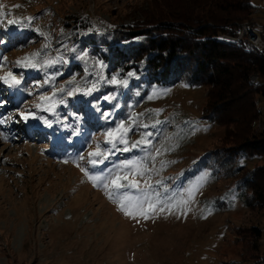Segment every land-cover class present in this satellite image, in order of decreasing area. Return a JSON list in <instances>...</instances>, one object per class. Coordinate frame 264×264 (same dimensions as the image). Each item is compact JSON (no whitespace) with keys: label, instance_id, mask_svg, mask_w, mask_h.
Wrapping results in <instances>:
<instances>
[{"label":"rangeland","instance_id":"1","mask_svg":"<svg viewBox=\"0 0 264 264\" xmlns=\"http://www.w3.org/2000/svg\"><path fill=\"white\" fill-rule=\"evenodd\" d=\"M250 2L246 21L264 28L262 0ZM208 8L209 0H0V77L22 75L17 87L0 80V264H264V204L246 188L239 194L244 169L264 165V154L238 152L242 138L264 125L263 95L253 94L249 105L241 101L239 107L213 111L206 84L178 81L129 98L125 114L114 110L112 120L117 121L112 124L107 104L98 107V97L88 104L90 95L82 92H58L56 98L65 103L54 113L35 107L41 95L61 87L100 83L104 68L111 66V60L94 54L105 42L101 32L121 41L158 17L200 15ZM95 33L91 44L88 38ZM85 52L87 57L81 58ZM26 56L37 67H23ZM47 61L51 66H41ZM97 61L103 62L102 69ZM251 74L248 81L256 76ZM73 77L75 82L69 83ZM101 92L109 102L104 97L111 96L110 90ZM26 110L46 117L52 127L39 119L25 122L19 113ZM118 119L131 129L126 137L130 143L151 133V144L125 152L124 144L113 148L105 143ZM98 144L107 158L88 156ZM89 159L103 162L96 167ZM130 160L150 170L135 176L138 169L123 167ZM238 162L244 169L238 170ZM77 164L107 177L113 199L123 192L143 198L145 193L136 188L117 192L111 187L117 174L127 176L120 181L125 185L135 176L158 207H174L149 212L148 219L126 216L103 184L93 186ZM252 226L259 227L258 238Z\"/></svg>","mask_w":264,"mask_h":264},{"label":"trees","instance_id":"2","mask_svg":"<svg viewBox=\"0 0 264 264\" xmlns=\"http://www.w3.org/2000/svg\"><path fill=\"white\" fill-rule=\"evenodd\" d=\"M259 5L260 13L264 14V0ZM209 6V11L204 10L200 15L158 17L149 22L138 35L124 36L126 39L122 38L123 41H111L103 32L98 33L105 42L101 44L99 51L93 49L94 54L100 60H111V66L104 68L103 79L97 84V90L93 91L94 96L90 95L91 99L86 102L89 104L93 98L98 97V107L107 104L105 110H111L109 116L112 124L117 121L112 120L114 110L117 115L125 114L124 107L130 106L129 98H140L142 94L152 93L154 87L165 88L178 81L206 84V96L210 105L215 108L213 111L235 104L239 107L241 101L252 104V96L256 93L264 96V57L253 47L243 49L237 43L223 41L216 36L219 32H231L233 27L246 21L253 4L250 0H209ZM95 34V37L88 38L89 43H95L98 36ZM118 36L122 35H116ZM129 72L135 75L129 77ZM251 73H255L257 77L255 86L248 81ZM117 74L118 78L128 80L127 87L107 82ZM27 86L26 89L29 84ZM104 87L111 94L107 103L102 99L101 89ZM244 114L248 118V114ZM251 116L249 113V117ZM0 120L4 121V118L0 117ZM123 120L125 119H118V123ZM243 150H248L251 154H264V125L255 135H245L242 138L238 144V152L242 153ZM240 158L245 159V155L241 154ZM241 164L242 162H238V170L244 169ZM95 166L100 167L97 164ZM241 181L243 190L239 194L242 195L246 188L258 204H264V165L246 167ZM244 200L247 205L250 204L246 197ZM251 231L256 238L259 237V227L252 226Z\"/></svg>","mask_w":264,"mask_h":264},{"label":"snow or ice","instance_id":"3","mask_svg":"<svg viewBox=\"0 0 264 264\" xmlns=\"http://www.w3.org/2000/svg\"><path fill=\"white\" fill-rule=\"evenodd\" d=\"M16 7H19L18 5ZM31 19V18H29ZM9 23H16L15 20H10ZM39 54H33V57L38 56ZM87 53H83V55L81 56V58L87 57ZM6 60V58H4ZM23 60L25 61V63H23V67H37V63H33L31 62L29 57H24ZM53 62L52 61H47L44 64H42L41 66H51ZM100 68L102 69L104 67L103 62L102 61H97L96 62ZM17 65H21V61L17 60L16 61ZM129 77L134 76L135 74L133 72H129L127 74ZM101 79H103V77H100ZM0 80H2L5 84H8L10 87H17L22 83V75L18 78L16 74L12 73V72H8L7 75L0 77ZM51 80H46L45 83H50ZM75 82V77H73V81H70L69 83H74ZM110 84L113 85H117V86H124L127 87L128 85V80L127 79H120L118 78V74L117 75H113L111 77L110 80L107 81ZM97 90V84L95 82H93L91 84V86H87L84 87L83 89L80 88L79 85H76L70 89H65L63 87L59 88L58 90H53L52 94L50 96L48 95H41L40 96V101L41 103H37L35 105V107L37 109H42L43 111H47V112H53L55 108L61 104V103H65L64 99H57V93H64L65 91H67V95L72 96V95H76L77 93L82 92L83 95H91L93 91ZM139 94V93H137ZM155 94V93H154ZM111 97L105 96L104 99L108 100ZM153 96H149L148 99H152ZM2 103V102H0ZM20 117L27 122V120L29 118L31 119H39L42 120L43 123L47 126V127H52V122L49 121L46 117L43 116H37L35 112H32L30 110H26V111H21L19 113ZM106 116L109 114H105ZM138 115V114H137ZM4 123L3 120H0V124ZM157 123H159V121H157ZM144 127H149V125H143ZM154 126V125H153ZM131 131V129L126 125V123L124 121H121L116 128L114 129H110L107 133V139L105 141V143L111 144L113 146V148L116 147V143L119 142L120 144H124L125 147L123 149H121L122 151H130L132 148H137L140 147L141 145L144 146H149L151 144V141L149 139H147V137H150L152 134L151 133H144L141 136L140 140L137 141H133V142H129L128 139H126L127 134ZM74 134H78V130H74ZM3 133H0V136H3ZM5 139H8L7 136L4 137ZM130 143V147L128 146ZM160 154V149H156L155 150V155H159ZM155 155H152L151 153L149 154V158L150 159H155ZM89 157H103V158H107L106 153H104L101 149L99 144L97 145V148L95 151L89 152L88 153ZM80 160H84L85 157L80 156L79 157ZM67 162V161H65ZM103 159H89L88 163L92 164L93 166H95L98 163H102ZM77 167H80V170L85 174V176L88 177V179L90 181H92L93 186H99L101 183L103 184V187L106 191V194L109 196L110 199H113L114 197V193L112 191H108L109 189V183L107 182L108 178L101 176V175H95V174H91L86 168L81 167L79 164H77ZM123 167H129V168H134V169H138V171H136L135 176H143L145 172L149 171V168L144 167L140 162L138 161H126L123 165ZM134 176V178L132 180L129 181L128 185L122 184L120 181L123 179H127V176H121L119 174H117L112 180H111V187L115 190H117V192L123 188L126 187H132V188H136L140 191H143L145 194L143 196V198L141 197H133L131 195H129L127 192H123L121 195H119L116 199H113L114 203L118 204V208L121 212H123L126 216H129L133 219H136L137 216H142L145 219L150 218V216L148 215L149 212L155 213V212H165V211H172V208L174 207V205H169L167 208L164 206H157V203L152 201L148 194H147V189H140L139 185H140V181L138 179H136ZM145 184L147 185V188L150 189L151 185L147 184V181H144ZM192 193L189 192V196L192 197ZM183 203L187 204V201H184Z\"/></svg>","mask_w":264,"mask_h":264},{"label":"built area","instance_id":"4","mask_svg":"<svg viewBox=\"0 0 264 264\" xmlns=\"http://www.w3.org/2000/svg\"><path fill=\"white\" fill-rule=\"evenodd\" d=\"M251 32H258L259 38H262V45L260 49L264 51V28L260 26L259 23L254 21H244L240 24L233 27L231 32H219L217 33V38H228V39H237L243 42V49L248 48V40L251 39ZM256 81V79H252Z\"/></svg>","mask_w":264,"mask_h":264},{"label":"bare ground","instance_id":"5","mask_svg":"<svg viewBox=\"0 0 264 264\" xmlns=\"http://www.w3.org/2000/svg\"><path fill=\"white\" fill-rule=\"evenodd\" d=\"M219 39H221V40H223V41H228V42H233V43H237V44H239V46L241 45V46H243V42H241V41H239V40H237V39H228V38H219ZM262 45V38H259V33L258 32H251V39H249L248 40V48L249 47H253V48H255L257 51H258V53L262 56V57H264V51H262L261 49H260V46ZM247 48V49H248ZM252 75V74H251ZM256 78V76H252V77H249V81H251V83H254L253 81H252V79H255ZM256 84V83H255ZM254 84V85H255Z\"/></svg>","mask_w":264,"mask_h":264}]
</instances>
